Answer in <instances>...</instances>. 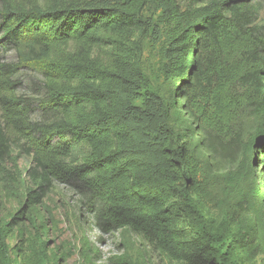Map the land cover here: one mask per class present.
<instances>
[{
    "label": "trees",
    "instance_id": "trees-1",
    "mask_svg": "<svg viewBox=\"0 0 264 264\" xmlns=\"http://www.w3.org/2000/svg\"><path fill=\"white\" fill-rule=\"evenodd\" d=\"M0 1V168H17L12 146L31 156L26 203L69 187L100 234L128 229L184 264H236L235 243L257 248L245 182L264 160V38L248 0ZM156 39L168 101L145 89L143 44ZM36 64L34 98L16 75ZM225 205L217 225L202 211Z\"/></svg>",
    "mask_w": 264,
    "mask_h": 264
},
{
    "label": "rangeland",
    "instance_id": "rangeland-1",
    "mask_svg": "<svg viewBox=\"0 0 264 264\" xmlns=\"http://www.w3.org/2000/svg\"><path fill=\"white\" fill-rule=\"evenodd\" d=\"M178 1L181 7H199L210 0ZM248 6L252 11L250 29L264 38V0H248ZM159 13L157 5L151 3L144 16L155 20ZM158 49L157 39L146 40L143 44L141 63L146 74L145 89L168 101L173 84L158 71ZM6 61L17 63L18 59L11 52L6 55ZM38 69V64L19 68L16 80L22 85L20 94L34 98L44 94V80ZM253 121L251 118L249 124ZM11 154L17 156V168L10 164L0 168V248L3 249L0 264H184L171 261L163 251L128 229L100 234L95 215L87 206V198L69 187L54 184L40 205L30 206L26 196L34 187L26 172L32 165V158L21 154L15 146L11 147ZM222 166V173L234 168L226 162ZM251 166L245 185L253 192L254 200L247 217L256 231L257 248L248 251L235 243L231 258L236 264H264L263 158L255 160ZM229 209L225 205L222 210L202 208V211L217 225L225 219L224 213Z\"/></svg>",
    "mask_w": 264,
    "mask_h": 264
}]
</instances>
